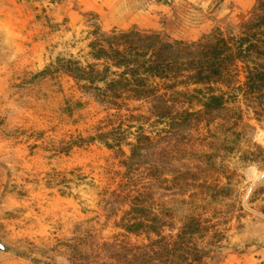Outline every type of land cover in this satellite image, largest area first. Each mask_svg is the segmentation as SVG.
<instances>
[{"label":"rangeland","instance_id":"obj_1","mask_svg":"<svg viewBox=\"0 0 264 264\" xmlns=\"http://www.w3.org/2000/svg\"><path fill=\"white\" fill-rule=\"evenodd\" d=\"M51 1L0 0V244L10 250L0 264H222L264 240V92L245 84L264 55L214 86L221 115L198 116L197 101L166 94L161 81L157 97L116 107L54 67L91 62V42L110 32L89 15L77 29L58 22ZM250 7L196 41L153 34L240 37L260 13L257 0ZM111 130L126 136L122 152L98 139ZM190 217L205 233L176 246Z\"/></svg>","mask_w":264,"mask_h":264},{"label":"trees","instance_id":"obj_2","mask_svg":"<svg viewBox=\"0 0 264 264\" xmlns=\"http://www.w3.org/2000/svg\"><path fill=\"white\" fill-rule=\"evenodd\" d=\"M257 5L260 13L244 25L240 37H227L217 29L198 42L186 43L168 41L159 34L137 30L112 31L91 42V62L83 64L74 58H60L54 67L56 71L66 73L82 88L93 91L100 102L116 107H121V102L157 97L160 88L156 81H161L166 85V94L181 96L192 104L197 101L201 108V112H195L198 116L221 115L226 110V101L214 86L223 84L248 56L264 55V0H257ZM49 73L51 69L43 72L44 75ZM245 80L250 93L259 95L264 92L263 67L248 66ZM181 85L185 87L184 90L180 89ZM201 86L209 89L208 94L199 96L203 92L198 88ZM191 87L195 88L191 90ZM178 114L180 118L185 117V124L187 118L192 116L188 110ZM172 120L179 125V120ZM117 135V130L101 131L98 139L108 149L122 152L126 136L120 139ZM140 142L141 139H138L137 144ZM131 147L134 153L138 149L137 145ZM204 233L202 221L190 217L177 236L176 240L180 242L176 246L189 243L196 235L203 236Z\"/></svg>","mask_w":264,"mask_h":264},{"label":"crops","instance_id":"obj_3","mask_svg":"<svg viewBox=\"0 0 264 264\" xmlns=\"http://www.w3.org/2000/svg\"><path fill=\"white\" fill-rule=\"evenodd\" d=\"M253 1L223 0L217 11L210 10L203 0H52L47 4L58 22L73 29L83 26L89 15L104 33L137 29L142 33L169 32L177 39L196 41L227 16L248 12ZM250 244L248 252L230 253L222 264H264V240H248Z\"/></svg>","mask_w":264,"mask_h":264},{"label":"water","instance_id":"obj_4","mask_svg":"<svg viewBox=\"0 0 264 264\" xmlns=\"http://www.w3.org/2000/svg\"><path fill=\"white\" fill-rule=\"evenodd\" d=\"M0 249L4 250V251H7V252H10V250H8L5 246H3L2 244H0Z\"/></svg>","mask_w":264,"mask_h":264},{"label":"built area","instance_id":"obj_5","mask_svg":"<svg viewBox=\"0 0 264 264\" xmlns=\"http://www.w3.org/2000/svg\"><path fill=\"white\" fill-rule=\"evenodd\" d=\"M211 1H213V0H203V4H205L206 2H211Z\"/></svg>","mask_w":264,"mask_h":264}]
</instances>
